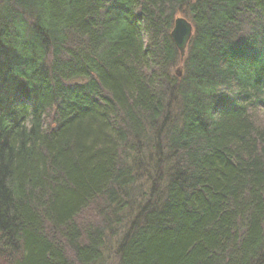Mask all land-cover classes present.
Returning a JSON list of instances; mask_svg holds the SVG:
<instances>
[{"label":"trees","instance_id":"trees-1","mask_svg":"<svg viewBox=\"0 0 264 264\" xmlns=\"http://www.w3.org/2000/svg\"><path fill=\"white\" fill-rule=\"evenodd\" d=\"M122 217L115 264H264V0H0V264Z\"/></svg>","mask_w":264,"mask_h":264},{"label":"rangeland","instance_id":"rangeland-1","mask_svg":"<svg viewBox=\"0 0 264 264\" xmlns=\"http://www.w3.org/2000/svg\"><path fill=\"white\" fill-rule=\"evenodd\" d=\"M179 16H184V15H179ZM176 69H180V67L174 68L173 73H176ZM140 192H145V191L141 189ZM122 221H123V217L120 223L112 224L113 225L112 229L108 230L107 232V239H106L104 250H103L104 257H107V259L101 260L95 264H115L114 258L116 259V257L114 253L116 251L117 244L122 239L124 231L126 230V227L129 224L128 219L126 217H124L123 224H122Z\"/></svg>","mask_w":264,"mask_h":264},{"label":"water","instance_id":"water-1","mask_svg":"<svg viewBox=\"0 0 264 264\" xmlns=\"http://www.w3.org/2000/svg\"><path fill=\"white\" fill-rule=\"evenodd\" d=\"M193 35L192 23L183 16L175 19L174 27L171 31V37L180 52L181 59H184L188 47V43ZM177 75H181V70L177 69Z\"/></svg>","mask_w":264,"mask_h":264}]
</instances>
